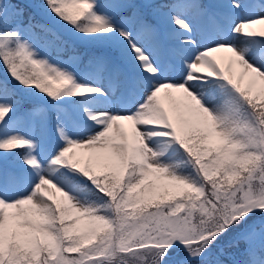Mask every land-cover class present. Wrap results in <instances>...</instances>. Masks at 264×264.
Here are the masks:
<instances>
[{
	"label": "snow or ice",
	"instance_id": "6c2138e0",
	"mask_svg": "<svg viewBox=\"0 0 264 264\" xmlns=\"http://www.w3.org/2000/svg\"><path fill=\"white\" fill-rule=\"evenodd\" d=\"M0 264H264V0H0Z\"/></svg>",
	"mask_w": 264,
	"mask_h": 264
}]
</instances>
